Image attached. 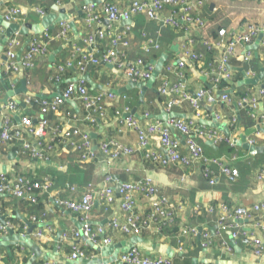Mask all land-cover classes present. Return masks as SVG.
<instances>
[{
	"label": "crops",
	"instance_id": "crops-1",
	"mask_svg": "<svg viewBox=\"0 0 264 264\" xmlns=\"http://www.w3.org/2000/svg\"><path fill=\"white\" fill-rule=\"evenodd\" d=\"M88 1H15V4L24 12L23 24H40L42 17L34 13L32 9L42 7L46 16L54 15L55 19L63 10L68 18L67 21L73 24V28L71 27L68 42L51 41L47 55L36 58L33 68L23 74L27 92L18 94L14 98L21 103L12 117L14 125L18 126L20 119L24 116L31 118L35 116L33 106L23 102L24 98L38 100L55 98L56 95L62 93L69 82L77 81L81 76H87L93 83L91 85L84 81L93 95L110 93L112 90H119L127 85L128 81L123 80L115 68L102 63L99 66L90 67L82 75L76 71V62L86 52L81 39L90 30L83 22V10ZM108 2L126 5L128 0H95L98 6ZM3 11L4 6L0 3V16ZM201 16L205 27L198 34L199 37L194 39L192 49L203 57V62L198 67L186 64L185 69L182 70V79H179L177 74L168 75L171 84L184 82L191 94L210 87L209 77L201 76L198 71L200 69L209 70L213 64L212 54L207 51L202 42H213L218 38L219 31L225 32L223 40L228 41L230 35L246 32L250 27H262L264 25V0H205ZM57 25L51 30L53 34L56 33ZM115 27L118 32L126 28L130 30L127 35L128 47L119 48L124 52V59L127 61L142 59L155 66L161 56H165L166 61L162 67V74L167 64L178 63L183 59L181 45L186 40V34L183 31L162 27L158 23L149 21L144 15H137L128 22H120ZM32 35L31 33L28 36ZM28 36H19L20 46L17 48V54H23ZM146 40L155 41L160 49L145 52L143 46ZM261 41L262 36L259 35L250 46L236 50V57L232 59L228 67L233 73V79L227 91L231 92L228 93L231 95V103L215 106L202 103L199 118L196 120L198 125L215 130L222 137L220 142L200 137L197 141L203 147L207 157L223 158L228 165L238 171L239 177L235 182L219 174L217 168L213 167L215 184L210 185L199 168L160 166L157 163L148 162L143 154L138 152L109 164L103 162L102 157L98 162L79 164L75 156L60 145L57 146L55 154L45 161L17 155L15 149L11 148L1 151L0 173L12 179L23 176L35 181L48 180L50 183L47 191L37 192L38 201L34 205H28L26 201L11 196L0 195V218H3L4 222H12L16 225L17 234H27L28 230H31L32 234L38 231L42 233L41 240L33 235L29 237L33 245L39 248L44 259L47 256L48 260L44 261L42 257L36 259L33 264H73L69 256L74 249L83 253V259L101 258L100 252H96L86 240H75L71 237L70 233L73 230H79L82 223L77 215L58 206L56 201L79 200L90 188L100 190L107 174L111 177L110 186L115 192L116 202L112 208L105 209L102 202L96 199L89 224L93 228L103 227L106 230L105 237L110 238L114 244L130 245V240L134 238L123 236L110 227L111 217L121 213L118 187L122 183L149 179L158 194L169 200L172 206V217L170 228L161 233L144 232L137 237L142 241L134 245L140 250L142 256L167 258L172 264H264V259L256 260L250 249L241 244L242 232H253L247 222L244 223L245 228L239 231V239H232L229 231L217 236L216 222L219 212L217 209L207 210L209 206L216 207L220 204L233 209L250 207L261 202L264 197V180L257 179L260 170L264 168V154L252 155L244 148L237 146L240 139L244 137L247 144L253 141V146L264 147V101L260 100V104L252 110L237 107L235 104L236 98L247 92L257 94L260 90H264L262 89L264 86V47ZM74 47L76 50L73 49ZM105 48V42L99 46L96 53L99 60ZM247 52H250V58L245 62L244 57ZM219 53L220 50H215L213 55ZM59 67L64 68L63 73L59 72ZM244 75L249 79L257 78L258 83L256 85L243 84ZM15 80L18 79H6L4 83L10 90H15L19 88V82L14 83ZM157 87L158 82L155 81L144 94L138 89H132L120 95L113 94L114 101L105 102L107 104L105 120L97 121L94 125H89L84 121V111L78 102L66 103V106L61 107V111L75 122L73 124L77 128L89 132L93 149L96 152L99 153L98 143L105 138L134 148L137 141L136 132L122 126L121 121L127 118L124 117L126 114H130L129 117L136 119L142 127L156 121L154 117L164 112L163 100L157 94ZM221 92L224 91H218L217 94ZM4 96L5 91L0 85V100ZM141 98L142 103L139 102ZM3 107L4 105L0 103V126ZM116 111L122 113L121 118L115 116ZM174 112L181 115L180 119L184 120H189L193 116V110L188 102L183 103ZM145 113L148 114V118H144ZM57 117L48 116L51 126H55ZM211 122H217L222 126V130L208 126L207 123ZM224 130H228V134H225ZM172 135L183 146L184 138L174 132ZM149 150L165 157V151L161 148L158 138L154 137L150 140ZM11 155L13 156L10 157ZM147 210L148 202L139 196L136 204L137 214L142 217ZM33 217L36 218L35 222L32 221ZM260 217L264 221V214ZM191 227L208 234L210 247L203 249L200 238L182 234L183 230ZM63 234H68L69 237L63 239ZM222 242L226 244V249L222 246ZM31 257L32 254L25 246L15 244L10 245L9 248L0 247V264H27Z\"/></svg>",
	"mask_w": 264,
	"mask_h": 264
},
{
	"label": "built area",
	"instance_id": "built-area-1",
	"mask_svg": "<svg viewBox=\"0 0 264 264\" xmlns=\"http://www.w3.org/2000/svg\"><path fill=\"white\" fill-rule=\"evenodd\" d=\"M16 0H0L4 6L1 18L9 24H23L24 12L15 4ZM205 5V0H128L126 5L117 2H108L100 6L90 3L84 7V24L90 29L81 39L85 45L86 52L82 54L76 62V68L82 75L90 67L99 66L100 63L109 65L118 72L119 76L125 81L145 83L150 80L154 71V64H149L145 60L138 59L127 61L124 59V52L120 47H128L127 35L129 28L118 32L116 24L131 21L137 15H144L149 21L160 24L175 30L183 31L186 40L181 45L182 61L169 63L163 73L156 78L158 87L157 94L163 100L164 112L172 113L183 103L188 102L193 110V116L189 120L180 118L169 119L167 123L154 121L145 127L132 118L127 117L121 121V125L136 132L137 141L134 148L123 145L112 140L103 139L97 147L100 153L93 149V143L88 131L77 128L69 117L63 114L61 106L64 103L78 102L84 111V121L89 125H94L97 121H104L106 114V101H114L115 96L111 93L93 95L86 87L84 81L79 78L77 81L69 82L59 97L52 99H41L38 101V117L32 119L24 116L20 119L18 126L13 124V114L18 107V101L11 99L3 107L2 124L0 126V152L4 149H15L17 155L27 156L30 159L48 160L55 154L58 145L67 149L75 156L79 164L88 162H103L109 164L122 157L130 156L134 153L143 154L148 162L157 163L160 166H182L186 169L199 168L201 174L208 180L210 185L215 184V172L224 175L231 182H235L239 177L238 171L228 165L223 158L207 157L203 147L197 138H206L214 142L222 141V137L215 130L207 129L196 123L201 111V104L209 106L231 103V99L226 91H221L219 84L221 80L228 84L232 82L233 73L228 68L230 60L236 57L237 48L250 46L255 38L262 36L261 44L264 47V25L262 27H250L246 32L230 35L228 41L223 40L226 35L224 31L218 32V38L213 42L202 43L208 52L212 53V68L200 69L199 74L205 78L209 77L210 87L198 90L191 94L184 82L171 84L168 79L169 74H177L179 79L183 78V71L186 64L192 66L203 62V57L195 53L192 49L194 39L199 37L205 27V22L201 16V10ZM32 11L40 17L46 16L45 10L33 8ZM106 23V25H104ZM70 23L62 21L58 23L56 33L44 30L42 33L31 37L28 36V44L23 50V54L17 56V48L20 46L19 35L16 33L8 39L0 53V76L3 74L7 79H18L20 71L26 73L34 66V61L38 57H45L48 53L51 41L68 42L70 34ZM4 29L0 27V37ZM31 34V33H30ZM29 35V34H28ZM105 42V51L101 60L96 57L99 46ZM226 42V44H224ZM74 50L75 47L73 48ZM143 49L149 52L151 49L159 50L158 43L151 40L144 42ZM220 50L218 55H213L214 51ZM250 58L247 52L244 61ZM59 72L63 73L64 68L59 67ZM199 69V68H198ZM0 79H2L0 77ZM58 82V78H56ZM33 98H24L23 102L29 103ZM260 100L264 101V90L257 94L247 92L235 101L237 107L255 109ZM127 112V111H126ZM53 114L58 116L55 126H51L47 117ZM122 113L116 111L115 116L121 118ZM148 118V114L143 115ZM121 120V119H120ZM215 120L217 118L215 117ZM172 132L184 138L183 146ZM158 138L161 148L165 151V157L158 152L149 150L150 140ZM254 142L250 141L249 145ZM257 179L264 180V168L260 170ZM111 177L105 175L103 187L96 191L89 189L79 200L64 199L56 201V204L65 210L79 217L82 227L70 235L73 239H86L97 247H107L114 243L105 237L106 230L103 227L93 228L90 226V215L95 200H99L105 209L112 208L116 202L115 192L110 186ZM50 183L48 180L35 181L27 177L19 176L14 179L6 174L0 173V195L11 196L16 199L26 201L28 205H34L38 201L37 192L47 191ZM73 191L72 188H70ZM119 210L120 214L113 215L110 219V227L116 232L126 237H139L142 233L156 232L161 233L171 226L172 206L169 200L158 194L157 189L149 179L122 183L119 186ZM142 197L148 202L147 213L140 217L136 212L137 198ZM217 209L219 217L216 222L217 236L229 231L232 239H239V231L245 228V222L253 230L251 233L242 232L240 241L242 246L250 249L253 257L261 261L264 259V221L260 215L264 214V197L261 202L250 207L230 208L227 205L209 206L207 210ZM260 217V218H259ZM35 222L36 218H32ZM10 229L17 234L18 229L10 222L0 224V237L6 235ZM22 233L24 232L21 231ZM183 235H191L193 238L201 239V247H210V238L207 233L199 232L194 228H187L182 231ZM21 234L19 236H25ZM33 235L36 239L42 238L41 232ZM68 234H63V239H67ZM226 249V244L222 242ZM83 258L80 250L74 249L69 256V260L78 262ZM111 264H172L171 261L163 257H144L140 250L133 245L127 252L118 255L117 259Z\"/></svg>",
	"mask_w": 264,
	"mask_h": 264
},
{
	"label": "water",
	"instance_id": "water-1",
	"mask_svg": "<svg viewBox=\"0 0 264 264\" xmlns=\"http://www.w3.org/2000/svg\"><path fill=\"white\" fill-rule=\"evenodd\" d=\"M90 3L95 4V0H89L88 4H90ZM67 19L68 18L65 16L63 10L60 11V15L56 19H55L54 15H51V16L47 15V16L42 17L40 24H28V23L21 24V25L16 24V23L15 24L14 23L9 24L7 22H4L0 16V27L4 29V33L0 37V53L2 52V49H3L6 41L8 39H10L11 37H13V35H15L16 33L19 36H25V37H27L28 34H30V33L38 35V34L42 33L44 30H47V29L52 30L56 24H58L62 21H67ZM70 27L73 28L72 23H70ZM27 44H28V40H26L25 46ZM17 56L19 57L20 53H18ZM165 61H166V57L161 56L160 60L155 64V68H154V71L152 73L150 80H148L146 83L128 81L127 85L125 87L120 88L119 90H112V91H110V93L114 94V95H120V94L126 93L129 90L138 89L144 94L147 90H149L152 87V85L156 81V78L159 76V74L162 71V67H163V64L165 63ZM107 66H109V65H107ZM23 74H24L23 71L19 72L18 80H15V82H14V83L19 82V88L15 89V90H10L8 88V86L4 83V81L2 79H0L1 86L5 91V96L3 97L2 100H0V103H2L3 105H6L7 102L11 99H14L16 95L26 94V92H27L26 81L23 79ZM243 77H244L243 84H245V85H256L258 83L257 78L249 79L245 75ZM82 80L93 85V83L89 80V78L87 76H83ZM262 89H264V86H262ZM222 93L223 92H221L220 94H222ZM227 93H231V92H227ZM55 97H59V94L56 95ZM139 102L142 103V98L140 99ZM17 103H18V105H21L20 102H17ZM69 103H71V102H69ZM247 109L250 110V108H247ZM133 112L135 113V110ZM133 112H132V114H134ZM129 116H130V114H126V116H124V117H129ZM175 118H182V116L175 113V112H172L169 114L163 112L160 115L154 117V119L156 121H161L165 124L167 123V121L169 119H175ZM207 125L212 127V128H217V129L222 130V126L217 124V122L207 123ZM224 132H225V134H228V130H224ZM237 146L244 148L245 150H247L252 155H254L256 153L264 154V147L261 148V147H255L253 145H249V144H247L244 137H242L240 139V141L237 143ZM12 156L13 155H11L10 157H12ZM118 189H119V187H118ZM0 224H4L3 218H0ZM30 234H31V230H28V232L25 236H19V235L14 234V232L11 231L10 229H8L6 231V235H3L0 237V247L9 248L10 245H15V244H18L19 246H25L26 248H28L29 252L32 254V257L27 264H33V262L36 259L42 258L43 254L41 252H39V248L37 246L33 245L32 241L29 237ZM84 240H86V239H84ZM141 241H142L141 239L134 237L130 240V245H126L125 243H117V244H113V245H110L107 247H97V246L92 245L89 241H87L88 244L92 245V247L96 250V252H100L101 258H92V259H83L82 258V259H79L78 262H74V263L80 262L82 264H111L117 259L119 254L127 252L134 244L141 242ZM107 257H109V258H107ZM43 260L44 261L48 260L47 256H45V259L43 257Z\"/></svg>",
	"mask_w": 264,
	"mask_h": 264
},
{
	"label": "trees",
	"instance_id": "trees-1",
	"mask_svg": "<svg viewBox=\"0 0 264 264\" xmlns=\"http://www.w3.org/2000/svg\"><path fill=\"white\" fill-rule=\"evenodd\" d=\"M49 31H51V30H49ZM211 53V52H210ZM212 54V53H211ZM212 61V60H211ZM231 62H232V60H230V62H229V65L231 64ZM149 64H151V63H149ZM195 67H198V64L197 65H195ZM78 73H79V71L78 70H76ZM80 74V73H79ZM1 78H2V80L5 82V80L7 79L3 74H1V76H0ZM85 83V82H84ZM0 85H1V83H0ZM85 85H86V83H85ZM230 87V85L226 82V81H224V80H221L220 81V84H219V88L221 89V91H228V88ZM229 95V97L231 96L230 94H228ZM240 98V97H239ZM239 98H236V100H238ZM38 101H40V100H38V99H35V100H32V101H30L29 102V104H31L32 106H33V108H34V111H35V116L32 118V119H35V118H37L38 117V112H39V104H38ZM67 104L66 103H64L61 107H63V106H66ZM51 116H53V114H50ZM49 115V116H50ZM47 120L49 121V119H48V117H47ZM15 228H17V226L16 225H14L12 222H10ZM18 229V228H17Z\"/></svg>",
	"mask_w": 264,
	"mask_h": 264
},
{
	"label": "rangeland",
	"instance_id": "rangeland-1",
	"mask_svg": "<svg viewBox=\"0 0 264 264\" xmlns=\"http://www.w3.org/2000/svg\"><path fill=\"white\" fill-rule=\"evenodd\" d=\"M80 59V58H79Z\"/></svg>",
	"mask_w": 264,
	"mask_h": 264
}]
</instances>
